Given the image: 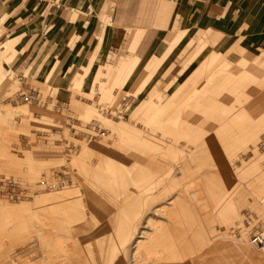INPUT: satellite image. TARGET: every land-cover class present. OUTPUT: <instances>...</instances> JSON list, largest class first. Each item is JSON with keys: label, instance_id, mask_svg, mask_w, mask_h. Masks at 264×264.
Listing matches in <instances>:
<instances>
[{"label": "rangeland", "instance_id": "rangeland-1", "mask_svg": "<svg viewBox=\"0 0 264 264\" xmlns=\"http://www.w3.org/2000/svg\"><path fill=\"white\" fill-rule=\"evenodd\" d=\"M153 5L160 14L162 0ZM24 8L22 5L20 9ZM36 17L31 15L23 23L30 24ZM104 22L109 23L106 19ZM174 24L165 29L147 27L138 50L144 53L147 46L155 45L119 86L113 83L114 67L128 49L125 44H111L104 59L107 61L93 65L87 76L79 70L88 62L71 67L60 83L53 84L61 62L44 67V44L27 66L15 70L16 58L27 47L19 51L16 41L2 42L13 31L0 36V264H176L180 261L159 256L157 245L147 244V239L167 240L179 234L186 238L185 264L192 261L191 247L198 250L196 259L201 264H243L237 245L257 252L264 264V252L249 244L252 234L264 230V103L262 108H255L259 98L256 90L264 83V51H250L238 40L227 45L221 40L222 33L212 28L215 33L209 32L208 42L188 63L195 47L188 45L199 28L182 30L176 27L178 20ZM155 31L159 33L154 36ZM126 34L128 30L123 36ZM95 51L96 47L92 54ZM136 54L140 57L139 52ZM213 56L216 59L205 76L217 82L227 76L235 83L243 80L238 84L250 93L247 102L241 103L233 92L224 90L214 108L164 109L167 98L149 93L157 86L172 94ZM99 70L105 75H98ZM146 70H153L149 81L146 78L142 90L131 97L129 93ZM172 77L175 81L166 88ZM30 93L36 99H24ZM150 101L157 103L139 107ZM26 107L30 112H25ZM243 111L250 115L249 120L240 118ZM181 117H187L186 123L192 127L189 133L181 134L182 143L187 137L190 148L157 153L156 170L160 171L149 170L147 146L150 144L152 151H164L162 145L167 142L162 139L179 136L163 125L169 122L170 126L172 120ZM226 117L235 131L233 140L224 143L226 150H233L229 166L222 148L219 152L205 144L220 119ZM67 149H76L75 168L60 162ZM90 152L95 153V161ZM28 158L33 162L24 161ZM101 158L117 163L124 175L101 170ZM41 160L52 162L40 170ZM182 160L185 166L178 171ZM7 165L11 171L6 170ZM120 180L124 182L118 183ZM114 181L123 188L116 187ZM172 182L175 189L166 193ZM67 191L74 192L69 196L75 200L74 208L70 214H59L63 219L68 217L70 223L61 224L59 237L52 243L49 236L41 234L38 246L34 232L39 225V210L50 208L52 203L40 204V199ZM179 195L184 210L171 209ZM180 211L185 212L182 217L176 215ZM46 228L44 222L42 230ZM128 229H132L129 238ZM46 237L48 252H43ZM68 237L75 239L76 247H71ZM99 243L104 248L101 254L96 249L94 253L88 251L87 245L94 249L93 245Z\"/></svg>", "mask_w": 264, "mask_h": 264}, {"label": "crops", "instance_id": "crops-1", "mask_svg": "<svg viewBox=\"0 0 264 264\" xmlns=\"http://www.w3.org/2000/svg\"><path fill=\"white\" fill-rule=\"evenodd\" d=\"M155 1L160 2V0H0V36L13 31L2 42L16 41L15 48L19 51L24 46L27 47L23 51V54L21 56L19 54V57L16 58L15 70H22L27 66L31 59L38 53V48L44 44L45 46L41 50V59L45 62L44 67L48 69L56 61L61 62L60 68L52 78L53 84L60 83L61 79L64 78L70 69L77 68V65L85 64L86 62H88L87 65L82 66L79 71H82V73L85 71L84 74L87 76L93 65L107 61V59H104L111 44L117 45L122 43L127 45L126 48L128 49L123 52L118 63L115 65L114 68L117 71L113 77V83L119 86L130 78L133 70L138 66L140 59L152 51L155 45L154 43L147 46L144 53L138 50V44L147 32V27L157 25L159 28L163 26V29L171 28L177 20L178 24H176V27L178 26L182 30L189 29V31H192L199 28L198 33L191 39L188 45V47L195 46L188 63L197 58L199 52L208 42L209 32H213L211 30L212 28L222 33L221 40L223 39L222 41L227 45L238 40L241 45H244L250 51H264V0H162L164 6L158 15L153 5ZM22 5L25 6L24 9H20ZM31 15H37V17L32 23L25 24L27 18L31 17ZM105 19L109 23H105ZM23 21L25 22L23 23ZM20 22L23 24L19 25ZM125 30H128V34L123 36ZM157 33L159 32L155 31L154 36ZM182 36L183 34L178 38H174L171 46L176 45ZM133 40H137L136 44H133ZM95 47L96 51L92 54V50ZM137 52H139L140 57L137 56ZM215 59V56H213L206 64L200 65L182 85L175 88L172 94L165 93V90H159L157 86L149 93L162 94L165 99L167 98L162 107L164 109H181V106H187L194 110L196 107L204 106L214 108L218 97L222 95L224 90L233 92L235 98L241 103L247 102L250 93L239 87L238 84L242 83L243 80L239 82L236 80L235 83V81L230 80L231 78L229 79V76H227L224 81L217 82V80L212 79L209 75L205 76V70H209L207 68L213 66ZM102 60L104 61L102 62ZM145 72L139 78L134 90L129 93L131 97L134 98L136 95L133 94H137L142 90L145 86L143 83H145L146 78L149 81V73H153V70H146ZM101 73L103 74V71L99 70L98 75ZM247 73L249 75L251 74V72ZM173 81H175L173 77L171 80H168L166 88H169ZM256 92H258L259 96L255 104L257 110L262 108L264 103V83ZM177 95L179 96L178 99H176ZM152 103L155 104L157 101L147 102L146 105L145 102H142L139 107H152ZM24 110H28L25 111L26 113L30 112L27 107ZM210 114H212L211 116L214 115L212 112ZM227 117L220 119L212 136L205 141V144H208L209 148H216L219 152L220 148H222L228 158L229 166L233 159L231 157L233 155L231 151L233 150H226L224 143L233 140L235 131L231 121ZM240 118L249 120L250 115L247 111H243L240 113ZM187 119V117L184 119L181 117L179 121L172 120L171 123L173 122V124L171 125L170 123V126L169 122L163 125L169 132H174L179 136V138H163V142H167V144L162 145L165 147L164 151L155 149L152 151V146L150 144L147 146L149 147L148 167H151L149 170L160 171L159 169L156 170V158L154 156L157 153L166 154L183 150L184 148H190L188 144L186 145L187 137L185 138V143L181 141L183 139L181 134L184 132L189 133L192 130V127L186 123ZM262 121L264 122V117ZM120 143L123 144V142ZM73 144L74 142L71 145ZM230 147L232 148L233 145L231 144ZM90 153L91 160L95 161V153ZM70 155L71 158L69 159ZM24 161L27 163L33 162L30 158ZM100 161L99 165L102 168L101 170L110 174L115 172L116 175L120 172L122 176L124 175V170L120 169L119 166L117 168V165H115L117 163H111L102 158ZM152 161L154 164H152ZM49 162L52 161L41 160L42 165L40 166V170L46 167ZM60 162H66L69 166L75 168L76 149H67L66 154H64ZM92 164H95V162ZM102 164L111 166H105L103 168L104 166H101ZM183 166H185V162L182 160L177 170L179 171ZM7 168L6 170H12L8 165ZM254 170L258 171V168ZM179 178L181 179V176ZM110 182H113V180ZM122 182L124 180L118 181V183ZM114 183H116V187L123 188V184H118L115 181ZM52 186L56 187L55 184ZM105 186L107 187V185ZM175 187V182H172L165 192L167 193L169 190L175 189ZM73 194L74 192L67 191L59 194L46 195L40 199V204L47 201H52V203L49 205L50 208L45 210L40 208L39 210V225L34 232L38 240V246H40L41 234L44 235L45 233L49 236L51 238L50 242L52 243L55 237H59L58 232L61 224L68 226L67 224L70 223L68 217L65 219L61 218L62 216L59 212L71 213L75 200L73 201V197L69 196ZM66 202L69 203L66 204ZM181 205V197L179 195V198L175 201L171 209L183 207ZM116 208L118 209V206ZM182 210H184V207ZM184 213V211H180L176 215L182 217ZM44 222L47 225L45 232L42 230V224ZM198 226L201 228V223ZM130 231L132 232V229H128L127 238L132 236ZM68 238L71 247H76L74 245L75 239ZM185 239L184 234H179L178 236L173 235L167 240L147 239V244L157 245L159 256L166 257V259L172 258L179 260L180 262L176 264H185L183 263L186 257ZM87 247L89 248V252L94 253L96 249L100 254L104 249L101 243L93 245L94 249L88 245ZM237 250L238 255L242 257L243 264H255L257 261L263 264V257L258 255L257 252L244 250L239 245H237ZM196 251L198 250L191 247L190 255L192 256V261L189 264H201V261L196 259Z\"/></svg>", "mask_w": 264, "mask_h": 264}, {"label": "bare ground", "instance_id": "bare-ground-1", "mask_svg": "<svg viewBox=\"0 0 264 264\" xmlns=\"http://www.w3.org/2000/svg\"><path fill=\"white\" fill-rule=\"evenodd\" d=\"M34 92H35V91H34ZM34 92H33V93H34ZM22 94H23V93H22ZM32 98H35V99H36L35 94L30 93V94H28V95H24V99H27V100L31 99V100H32ZM1 186H2V182H1V180H0V187H1ZM4 187L6 188V183H4ZM92 198H93V197H92ZM92 198H91V199H92ZM89 200H90V198H89ZM92 200H94V198H93ZM96 200H97V198H96ZM94 201H95V200H94ZM97 201H98V200H97ZM90 202H91V200H90ZM91 204H92V203H91ZM92 205H93V204H92ZM94 205H96V204H94ZM257 236H264V230L252 234V235L249 237V244L252 245V246H254V247L261 248L260 251H263V252H264V247H262V246L256 244V241H255V240L258 239V238H256ZM44 241L46 242V244H45V246H46V245L48 244L47 242H48L49 240H48V238L46 237ZM46 251L48 252V248H47V246L45 247V249L43 250V252H46ZM46 259H49V256H46Z\"/></svg>", "mask_w": 264, "mask_h": 264}, {"label": "built area", "instance_id": "built-area-1", "mask_svg": "<svg viewBox=\"0 0 264 264\" xmlns=\"http://www.w3.org/2000/svg\"><path fill=\"white\" fill-rule=\"evenodd\" d=\"M256 238H258L255 240L256 244L264 247V236H257Z\"/></svg>", "mask_w": 264, "mask_h": 264}]
</instances>
